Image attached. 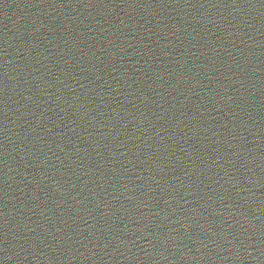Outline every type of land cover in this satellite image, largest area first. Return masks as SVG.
Here are the masks:
<instances>
[{
    "label": "water",
    "instance_id": "1",
    "mask_svg": "<svg viewBox=\"0 0 264 264\" xmlns=\"http://www.w3.org/2000/svg\"><path fill=\"white\" fill-rule=\"evenodd\" d=\"M0 264H264V0H0Z\"/></svg>",
    "mask_w": 264,
    "mask_h": 264
}]
</instances>
